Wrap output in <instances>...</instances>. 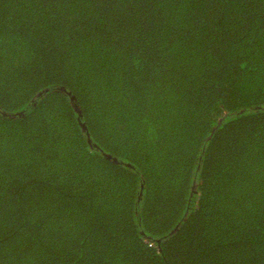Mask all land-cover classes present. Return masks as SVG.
<instances>
[{
  "label": "trees",
  "instance_id": "1",
  "mask_svg": "<svg viewBox=\"0 0 264 264\" xmlns=\"http://www.w3.org/2000/svg\"><path fill=\"white\" fill-rule=\"evenodd\" d=\"M0 264H264V0H0Z\"/></svg>",
  "mask_w": 264,
  "mask_h": 264
}]
</instances>
